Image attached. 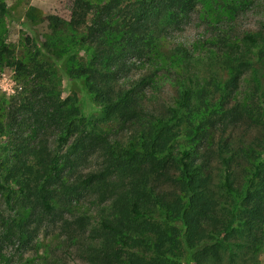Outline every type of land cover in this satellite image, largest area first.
<instances>
[{
    "label": "trees",
    "instance_id": "16d2710c",
    "mask_svg": "<svg viewBox=\"0 0 264 264\" xmlns=\"http://www.w3.org/2000/svg\"><path fill=\"white\" fill-rule=\"evenodd\" d=\"M73 11L47 14L16 57L0 0V68L22 85L0 97V244H29L47 221L88 264H264V0ZM192 19L200 33L172 40Z\"/></svg>",
    "mask_w": 264,
    "mask_h": 264
},
{
    "label": "rangeland",
    "instance_id": "374dc122",
    "mask_svg": "<svg viewBox=\"0 0 264 264\" xmlns=\"http://www.w3.org/2000/svg\"><path fill=\"white\" fill-rule=\"evenodd\" d=\"M8 14L1 19L4 29V40L14 50L16 57L22 56L26 51L24 37L34 36L36 32L45 30V16L54 14L65 21H73L78 18L74 13L73 7L75 0H3ZM263 3H257L245 11L239 18L243 27L254 28L263 13ZM28 6H34L41 12L40 23L32 27L24 18V12ZM84 21V19H83ZM44 32V31H43ZM200 33V26L196 20L192 19L186 23L182 30L173 34L172 40L189 43L193 37ZM21 83L16 77L15 71L11 67L3 66L0 68V97L13 100L21 92ZM62 96L67 94V81L62 80ZM90 108L89 102L84 100V111ZM0 144H2L0 142ZM49 146L54 144L53 138L48 139ZM1 146V145H0ZM1 150V147H0ZM93 160H89L88 163ZM87 163V164H88ZM91 197H86L80 203L85 207H90L87 211L93 213V206L90 205ZM63 232L58 225L49 224L45 221L38 228L32 241L29 244H19L9 242L0 244V264H88L87 258L81 251H76L74 247L66 248L62 246L61 240L64 239ZM61 237V238H60ZM184 264H191L182 256Z\"/></svg>",
    "mask_w": 264,
    "mask_h": 264
}]
</instances>
